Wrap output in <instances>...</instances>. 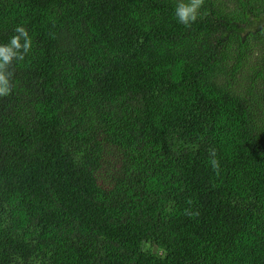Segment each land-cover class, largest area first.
I'll list each match as a JSON object with an SVG mask.
<instances>
[{
    "label": "trees",
    "instance_id": "1",
    "mask_svg": "<svg viewBox=\"0 0 264 264\" xmlns=\"http://www.w3.org/2000/svg\"><path fill=\"white\" fill-rule=\"evenodd\" d=\"M190 2L0 0V264H264V0Z\"/></svg>",
    "mask_w": 264,
    "mask_h": 264
},
{
    "label": "clouds",
    "instance_id": "2",
    "mask_svg": "<svg viewBox=\"0 0 264 264\" xmlns=\"http://www.w3.org/2000/svg\"><path fill=\"white\" fill-rule=\"evenodd\" d=\"M201 0H191L190 3H181L175 10V15L179 23L189 26L192 22L197 19V10L200 6ZM25 38H27V33L22 29L18 28ZM23 47L24 52L26 53L30 47V41L26 39V42L23 46L19 43V38H13L11 45L8 47H0V96H6L9 94V76L10 73L7 72V66L9 62L13 59L14 56H18L19 59H23V55L14 52L13 49H20ZM215 163V162H213Z\"/></svg>",
    "mask_w": 264,
    "mask_h": 264
}]
</instances>
